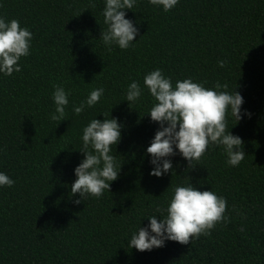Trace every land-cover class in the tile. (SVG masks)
Here are the masks:
<instances>
[{
  "label": "trees",
  "instance_id": "16d2710c",
  "mask_svg": "<svg viewBox=\"0 0 264 264\" xmlns=\"http://www.w3.org/2000/svg\"><path fill=\"white\" fill-rule=\"evenodd\" d=\"M104 6L105 0H0V18L18 20L33 37L21 71L0 73V172L14 181L0 186V264H264V0H178L168 12L136 0L124 11L137 35L128 49L111 52L99 38ZM156 69L173 87L191 78L212 89L226 83L218 91L242 96V118L236 123L230 109L227 115L246 154L238 166L209 145L191 169L177 152L168 157L170 172L149 174L145 152L159 125L146 114L154 100L143 79ZM133 81L143 92L129 105L123 100ZM53 85L70 93L58 124L50 119ZM100 87L99 102L75 114L73 107ZM109 113L122 125L113 146L122 163L118 178L100 198L74 204L83 128ZM188 183L225 198L228 222L188 245L166 240L151 251L129 249L147 217L161 215L156 209Z\"/></svg>",
  "mask_w": 264,
  "mask_h": 264
},
{
  "label": "clouds",
  "instance_id": "9594fccd",
  "mask_svg": "<svg viewBox=\"0 0 264 264\" xmlns=\"http://www.w3.org/2000/svg\"><path fill=\"white\" fill-rule=\"evenodd\" d=\"M136 0H105L103 18L106 28L101 31L100 39L107 51L112 46L121 50L128 49L133 43L138 29L133 22L125 18V9L131 10ZM154 6H162L168 12L176 6L178 0H149ZM95 7V5H92ZM32 33L21 27L16 19L8 22L0 18V73L11 76L20 72L21 57L30 54ZM227 61H218L223 68ZM203 83L193 82L191 78L177 81L173 87L171 79L166 78L160 69L144 76L143 85L154 100L146 114L152 122L159 125L154 138L147 147L145 155H150L153 166L152 176L160 177L172 170L168 157L177 152L191 169L193 162H198L209 145L220 147L226 155V164L238 166L245 158L243 141L230 133L227 127L229 109L236 123L241 117L242 96L236 92L218 91L227 89L225 83H215L214 89L206 88ZM52 100L55 111L50 119L57 124L65 120V108L68 105L69 92L60 85H53ZM143 89L137 81L131 82L126 89L125 99L128 104L138 101ZM104 94V88L92 90L79 106H74L75 114H81L86 107L96 105ZM98 120L93 118L83 128L82 146L79 150L83 159L74 169L76 179L71 184V195L79 194L74 204H80L89 197L100 198L104 191L110 192V182L118 178L121 164L117 165L113 146L121 139V127L116 118ZM244 115L251 116L245 112ZM235 123V124H236ZM234 124V125H235ZM174 147L176 151H174ZM14 181L0 172V186L12 187ZM227 201L211 190L198 191L191 183L173 189L166 208H157L161 215L147 217V227H140L127 242L128 248L137 251H151L164 246L166 240L188 245L201 235L209 236L211 230L221 222H228L225 212ZM166 213V214H165ZM157 216L160 219H157ZM243 231V229H241Z\"/></svg>",
  "mask_w": 264,
  "mask_h": 264
}]
</instances>
